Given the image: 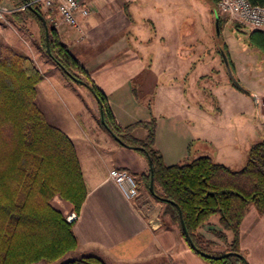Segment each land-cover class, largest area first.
I'll list each match as a JSON object with an SVG mask.
<instances>
[{
    "label": "crops",
    "instance_id": "crops-1",
    "mask_svg": "<svg viewBox=\"0 0 264 264\" xmlns=\"http://www.w3.org/2000/svg\"><path fill=\"white\" fill-rule=\"evenodd\" d=\"M4 1L14 4L13 0ZM173 2L82 0L88 14L79 15L81 30L70 25L57 30L88 76L106 94L120 125L155 117V145L166 164L208 155L239 169L247 160L253 140L246 137L247 128L241 127L239 142L236 131L221 127L200 103L205 68L190 63V54L195 51L188 47L191 42L184 45L177 35L174 39L167 37L174 21L167 8L173 9ZM223 43L227 50L225 39ZM228 55L231 57L230 51ZM212 61L220 70V58L214 54ZM261 62L260 70L264 57ZM38 67L44 77L37 85L36 102L48 121L74 143L87 187L73 226L78 246L68 255H96L106 264H209L190 247L177 225L161 216V207L151 210L145 206L143 186L149 160L139 150L122 145L99 124L100 105L90 89L86 97L79 96L71 81L53 65ZM222 81L214 91L223 87L231 95L229 106L239 100L247 108L250 97L236 91L228 79ZM147 133L143 126L133 130L139 139ZM114 167L126 168L136 177L140 193L135 200L127 199L109 177ZM219 218V214L212 215L200 228L213 241L216 235L211 228L220 225ZM225 234L226 239H220L224 244L232 239L230 230ZM215 243L218 245V240ZM240 248L249 264H264V212L253 205L240 226Z\"/></svg>",
    "mask_w": 264,
    "mask_h": 264
},
{
    "label": "trees",
    "instance_id": "trees-1",
    "mask_svg": "<svg viewBox=\"0 0 264 264\" xmlns=\"http://www.w3.org/2000/svg\"><path fill=\"white\" fill-rule=\"evenodd\" d=\"M24 1L15 0V3ZM249 1L264 4V0ZM41 10L34 6L11 15L25 25L30 18L42 20ZM48 32L50 53H47L45 30L42 36L46 53L68 79L83 80V85L100 101L101 126L118 142L139 150L151 161L154 179L151 193L164 202L162 213L177 225L190 247L209 264H249L240 248V226L251 205L264 212V139L251 146L245 164L239 169L216 162L208 155L166 164L155 145V117L120 125L106 94L88 76L58 30L49 25ZM249 38L264 57V32L252 29ZM222 50L229 58L225 47ZM43 77L31 56L0 43V264L54 263L78 246L74 223L67 220L52 200L65 199L79 212L87 187L74 143L62 129L48 121L36 102L37 85ZM230 81L239 90L251 94L237 87L231 78ZM137 126L147 129L144 139L133 135ZM180 212L196 248L182 228ZM213 214H219L220 225L233 233L227 250L219 254L211 252L209 247L213 242L200 232ZM211 230L220 238L226 237L220 229ZM60 264L106 263L96 255H82Z\"/></svg>",
    "mask_w": 264,
    "mask_h": 264
},
{
    "label": "rangeland",
    "instance_id": "rangeland-1",
    "mask_svg": "<svg viewBox=\"0 0 264 264\" xmlns=\"http://www.w3.org/2000/svg\"><path fill=\"white\" fill-rule=\"evenodd\" d=\"M13 1L14 4H16L15 0ZM173 1V9L167 8V13H169V10H171L172 15L174 16V21L171 24V27H173L167 37L168 39L170 37L174 39L177 35L178 38L181 37L183 39L182 41L184 45L185 43L187 45L188 42H191V44H188V47L189 49H193L195 51H193V54H190V57L192 56L191 60H189L190 63L195 67L203 66L205 68V76L202 81L204 92L203 97L200 99V103L204 106L205 109H208V112L214 115L213 119L221 127L229 129L232 133L233 131H236L239 142H241L242 139L239 132V129H241V127L247 128V132H245L246 137L248 138V140L252 139L253 144L261 139H264V106H262L259 102L264 98V68L260 70V64H262L261 60L263 59V55L250 42L249 33L252 28L247 24L235 20L234 18L223 16L219 13V20L216 21L217 12L215 8L217 0ZM2 2L6 3L4 0H2ZM41 14L45 17L48 26L52 25L53 27H55L53 23L49 21L45 10L42 9ZM62 25L66 24H59L58 27L56 26L55 28L58 29ZM72 27L81 30L80 17L79 25ZM44 30L45 27L43 21L38 18H30L26 20L25 25H22L21 23L16 22L14 17L10 14L7 19L0 25V43L11 46L15 50L31 56L36 62L37 66L38 64H42V66L45 67L49 63L53 65V67H55V69H57L59 73L63 74L61 68H59V66H57L53 62V60L48 56L46 50L44 49L42 41ZM223 39H225L227 48L226 52L229 54L230 51L231 57L233 56V63L231 57H229L228 59H230L231 68L235 74V77L245 88L252 92V95L246 94L245 92L239 90L231 84L229 73L227 72L225 64H223L224 62H222V54L219 53V50L221 51L222 47H224ZM203 49L205 50V53H195L198 51L200 52V50ZM214 54L215 56L220 58L221 71L217 70V67L212 61V57ZM225 79H228V81L234 87V89H236V91H238L242 95L250 97L248 98L250 104H246L247 108L245 104L239 100H235V105L231 101L229 106L231 95L227 91H225L223 87L222 90H220V87L219 91H214L217 84L219 83L221 86V82H223L222 80ZM69 81H71V85L75 87L73 91L77 95L85 97L89 95V89L85 85L75 82L71 79H69ZM255 95L258 96V99H255ZM219 107H221V109H218ZM239 110H241V113ZM228 136L231 137L229 142H232V134H229ZM79 151L81 156V149H79ZM81 158L84 161L83 155L81 156ZM149 174L151 179L150 169L147 173V180H145V185L143 186V203L146 204L145 206L151 210L161 207V216L169 218L168 215H164L162 213L165 206L164 202L156 199L151 193L154 192V187L153 191H151L150 181H148ZM52 204L56 208L63 211L66 214V218L72 212H76L78 214L71 202L60 197L54 198L52 200ZM77 218L73 221H69L68 219L67 220L74 223ZM216 229H220L224 233H226V230H229L223 229L221 225H218ZM225 238H220L216 235V240L213 241L212 239H208L207 237H205L206 240L213 242V244H211L209 248L211 252L216 254L222 253L223 251L227 250L228 243L231 240L229 242L226 241V243L224 244V242L220 239ZM217 240L219 242L218 245H216L217 243H215V241ZM75 257L76 256L73 257L70 254H67L61 260L54 263L40 261L31 264H60L65 260Z\"/></svg>",
    "mask_w": 264,
    "mask_h": 264
},
{
    "label": "built area",
    "instance_id": "built-area-1",
    "mask_svg": "<svg viewBox=\"0 0 264 264\" xmlns=\"http://www.w3.org/2000/svg\"><path fill=\"white\" fill-rule=\"evenodd\" d=\"M34 6L45 10L49 21L55 27L59 24L78 26L79 15L88 14V9L83 6L82 0H25L19 5H8L0 0V25L14 11ZM215 10L217 14L234 18L252 29L264 32V4L255 5L249 0H218ZM259 102L264 106V99ZM109 177L118 185L127 199L135 200L138 197L139 184L130 170L114 167L109 170ZM77 217L78 214L72 212L67 219L73 221Z\"/></svg>",
    "mask_w": 264,
    "mask_h": 264
},
{
    "label": "water",
    "instance_id": "water-1",
    "mask_svg": "<svg viewBox=\"0 0 264 264\" xmlns=\"http://www.w3.org/2000/svg\"><path fill=\"white\" fill-rule=\"evenodd\" d=\"M39 16L41 17V19H42V21H43V24H44V27H45V30H46V36H45V38H46V42H47V53H50V48H49V44H48V34H49V32H48V25H47V22H46L45 17H44L41 13H39ZM218 20H219V18H218V14H217V15H216V21H218ZM221 54H222V57H223V59H224V62H225V65H226L227 71H228V73H229V76H230V78L232 79L233 83H234L237 87H239L240 89L247 90V89H246V88L240 83V81L235 77V74H234V72H233V70H232V68H231V66H230V64H229V61H228L227 55L224 53L223 50H221ZM75 80H76L77 82L81 83V84H84V81L81 80V79H79V78H75ZM255 99H257V95H255ZM97 100H98V99H97ZM98 102H99V105L101 106V103H100L99 100H98ZM112 135H113V134H112ZM113 136H114V135H113ZM114 137H115V136H114ZM149 165H150V171H151L150 189H151V191H153V187H154V179H153V169H152V165H151V161H150V160H149ZM180 216H181V212H180ZM181 224H182V228H183L184 232L187 234V238H188L189 243H190L194 248H196L194 242L192 241L191 237H190L189 234H188V231H187L186 228H185L184 222H183V220H182V216H181ZM201 252H202V251H201ZM202 253L206 254L205 252H202ZM211 256L217 257V255H211Z\"/></svg>",
    "mask_w": 264,
    "mask_h": 264
}]
</instances>
